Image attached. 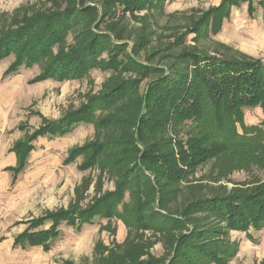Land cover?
I'll list each match as a JSON object with an SVG mask.
<instances>
[{
  "label": "trees",
  "instance_id": "1",
  "mask_svg": "<svg viewBox=\"0 0 264 264\" xmlns=\"http://www.w3.org/2000/svg\"><path fill=\"white\" fill-rule=\"evenodd\" d=\"M164 1L70 0L64 8L37 13L1 36L0 61L15 56L4 77L37 64L43 67L33 83L81 79L95 68L114 76L102 93L88 98L79 110L47 122L33 134L35 139L54 138L84 123L94 125L97 142L73 149L67 162L85 156L81 170L99 166L111 172L116 179L114 192H106L85 209L28 221V230L16 241L23 248L29 243L49 251L60 236V222L81 230L96 218L110 222L116 215L128 228L177 232L171 241L169 264H227L218 238L231 229L248 233L250 228L264 229V183L178 206L181 183L214 159L219 165L233 145L224 136L233 137L218 128L227 123L234 124L233 129L235 124L243 126L244 110L260 107L264 113V60L208 55L193 49L176 53L171 44L165 51L153 50L143 62L140 58L145 44L137 49L143 35L138 34L131 46L128 25H111L109 19H115L118 11H146ZM243 4L252 14L259 7L264 12V0H224L202 18L194 37L207 34L212 22L217 30L221 28L224 18L230 17V9ZM69 36L71 44L66 42ZM190 122L199 124V131L181 138L176 129ZM205 123H213L215 128L207 131ZM13 149L19 166L8 170L16 178L35 149L23 143ZM128 192L131 201L121 214L117 209ZM152 202L158 204L157 209ZM48 221L50 229L35 231ZM123 262L167 264L165 258L152 255L145 261Z\"/></svg>",
  "mask_w": 264,
  "mask_h": 264
},
{
  "label": "rangeland",
  "instance_id": "2",
  "mask_svg": "<svg viewBox=\"0 0 264 264\" xmlns=\"http://www.w3.org/2000/svg\"><path fill=\"white\" fill-rule=\"evenodd\" d=\"M69 1L0 0V38L37 13L64 8ZM223 1L165 0L162 6L146 11H118L117 17L109 20L111 25H128L134 37L128 40L131 46L138 34L143 35L137 47L145 44L140 58L143 62L153 50L165 51L171 44L176 53L193 49L208 55L264 60V12L260 7L254 14L247 4L232 7L221 28L217 30L212 22L207 34L194 37L193 31L201 26L202 18ZM66 42L71 44L72 36ZM14 60L15 56L10 55L0 61V264H123L136 259L145 261L149 255L165 258L169 264L171 241L177 232L128 228L116 215L110 222L96 218L81 230L65 221L58 223L60 236L49 251L29 243L23 248L16 242L28 230V221L59 211L85 209L106 192H114L116 179L99 166L81 170L85 156L67 162L73 149L97 142L94 125L84 123L64 136L33 138L47 122L61 120L79 110L88 98L102 93L105 85L113 82V74L95 68L81 79L33 83L43 64L23 67L17 75L4 77ZM244 113L243 126L235 124V130L234 124L227 123L218 128L233 137L224 136L233 145L219 165L214 159L181 183L178 206L203 196L244 191L264 183V113L260 107ZM198 127L190 122L176 130L183 138L187 133L198 132ZM205 127L207 131L215 128L213 123H205ZM18 143L30 144L35 150L27 157L26 168L15 178L4 169L19 166V156L11 149ZM130 197L128 192L117 212L123 214L127 210ZM152 204L157 209L158 204ZM51 227L48 221L35 231ZM218 239L217 245L226 251L227 264H264V229L250 228L249 233L231 229Z\"/></svg>",
  "mask_w": 264,
  "mask_h": 264
},
{
  "label": "crops",
  "instance_id": "3",
  "mask_svg": "<svg viewBox=\"0 0 264 264\" xmlns=\"http://www.w3.org/2000/svg\"><path fill=\"white\" fill-rule=\"evenodd\" d=\"M11 149L13 150V147H12ZM11 168H14V166H12V167H7V168L4 169V171H5V172H8V173H10V174H12V172L8 170V169H11Z\"/></svg>",
  "mask_w": 264,
  "mask_h": 264
}]
</instances>
